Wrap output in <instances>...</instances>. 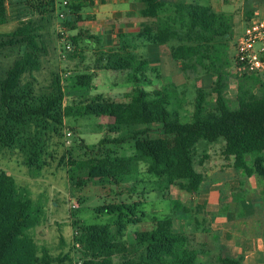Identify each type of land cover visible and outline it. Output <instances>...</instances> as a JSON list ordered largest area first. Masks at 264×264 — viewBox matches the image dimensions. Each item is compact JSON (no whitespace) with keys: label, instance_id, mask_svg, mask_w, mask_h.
<instances>
[{"label":"trees","instance_id":"trees-1","mask_svg":"<svg viewBox=\"0 0 264 264\" xmlns=\"http://www.w3.org/2000/svg\"><path fill=\"white\" fill-rule=\"evenodd\" d=\"M85 1L91 5L95 0ZM140 2L144 6L142 15L153 22L144 25L138 37L157 46L172 44L171 58L180 62L186 78L187 72L198 74L199 70L214 78L210 87L215 95L212 108H205L203 91L195 85L196 96L190 113L186 99L177 98L165 86L150 92L133 89L116 104L105 102L101 95L88 99L81 95L77 104H65L66 87L89 89L96 73L74 72L64 79L55 69L49 71V78L44 82L36 77L49 56V44L53 40L49 25L56 12V0H0V25L10 20L18 23L14 31L0 36V50L23 48L22 54L0 78V148L27 149L26 164L31 169H40L57 160L55 151L49 149L54 146V137L63 138L67 119L107 117L111 120L108 133L120 134V137L106 135L97 145L86 146L87 154L83 158L73 159L67 156V151L58 158L59 164L67 168L70 180L78 186L91 180L114 185L125 182L123 187L131 194L147 188L154 192L157 187L153 184L160 182L165 188L177 186L186 194H195L204 180L194 162L195 148L200 141L222 142L220 154L226 161L231 160L233 169L246 177L264 179V80L254 76L258 74L247 75L257 90L238 85L236 105L231 106L225 95V73L221 67L222 61L228 64L229 17L205 5L176 4L177 17L158 18V11L163 7L160 0ZM81 8L82 5L70 4L72 16L62 25L75 30ZM251 16L249 13L246 18ZM56 38L59 39L58 35ZM99 61H106L102 69L140 73L139 79L134 78L137 84L145 79L143 72L148 62L137 59L134 52L123 55L109 52ZM126 142L133 143L135 153L131 156H118L108 148ZM207 159L204 153L198 164L202 166ZM141 165H145L143 171ZM141 203L106 205L97 210L129 212L130 216L120 218L116 230H111L109 225L77 228L74 248L82 258L80 264H112L115 255L120 256V264H204L201 257H209L207 251H202L205 245L192 247L191 239L176 231L168 217L153 219V227L136 233L127 246L125 227L138 224L144 218V213L137 212ZM30 206L28 199L16 198L14 179L1 173L0 264H71L66 257L51 261L47 253L37 257L34 241L25 234L36 223L28 215ZM216 262L240 264V259L218 256Z\"/></svg>","mask_w":264,"mask_h":264},{"label":"rangeland","instance_id":"rangeland-1","mask_svg":"<svg viewBox=\"0 0 264 264\" xmlns=\"http://www.w3.org/2000/svg\"><path fill=\"white\" fill-rule=\"evenodd\" d=\"M61 2V0H56ZM70 4H74V0H69ZM182 2L177 5H187L192 3L197 6L207 5L208 0H179ZM222 5L230 3L231 12L239 16L244 3L253 0H219ZM57 10L50 21V34L53 40L49 44V56L43 63L42 71L36 73L39 81L44 82L49 78V71L58 69L59 74L67 79L74 72L88 74L95 72L96 75L92 80V86L89 89L76 87L73 90L66 87L65 101L67 105L77 104L81 95L85 98H92L94 95H101L103 100L111 101L114 104L122 101L126 94H130L133 89H143L150 92L154 88L167 87L173 91L177 98H185L188 112H192V104L196 96V89L199 87L203 91L206 100V109L210 110L214 103L215 95L211 92V83L214 78H209L204 71L194 74L187 72L186 78L183 72L179 71V64L170 57V48L172 44L165 46L152 45V43H139L138 37L134 36L129 39V44L136 47L137 59H145L149 64L143 72L145 79L140 83H135L134 78H140V73L132 70L116 72L113 70L102 69L106 61H99L102 57H106L108 51H102L106 44L104 43L108 29L101 28L94 34L91 26L93 21H85L86 15L93 13L91 7H83L80 11L82 23H77L75 30L67 29L69 38L67 42L71 45L72 51L69 52L65 59H61L59 52L63 48L62 39L56 38L57 26L61 22L57 17ZM167 15L163 12L161 16ZM91 17H89L90 19ZM87 23V25L85 24ZM153 22V21H152ZM152 22H147L151 25ZM18 23L10 20L0 25V36L6 35L14 31ZM90 26V27H89ZM89 27V29H88ZM96 30V29H95ZM56 31V32H55ZM102 34H105L102 36ZM133 35V34H132ZM55 36V37H54ZM129 38V37H128ZM74 39V42L71 41ZM235 38L231 35L227 39L228 45L227 57L228 64L221 63L222 71L225 73V95L229 99L231 106L236 105L235 97L238 85L250 87L256 91V85L253 80L247 79L246 75H239L234 64V42ZM112 43V42H111ZM152 46V47H151ZM22 47L4 48L0 50V78L5 76L6 71L12 66L14 61L22 54ZM104 53V54H102ZM141 57V58H140ZM226 62V61H225ZM100 68V69H99ZM264 80V73L254 75ZM146 80V81H145ZM46 84V83H44ZM64 84H67L64 80ZM172 86H174L172 88ZM125 98V97H124ZM111 120L107 117H83L70 118L65 121L62 129L63 138L61 140L53 138V144L49 151L54 150L57 160L40 169H31L26 164L27 149L22 150L18 147L0 148V174L4 173L11 176L15 182L16 198L28 199L31 206L28 215L36 220L34 226L25 230L27 237L31 238L37 248L36 255L41 258L43 253H47L51 261L58 258L66 257L71 264L82 263V258L74 248V236L77 234V228L82 226H101L109 225L111 230H116L120 222V218L125 219L130 216L129 212L122 210L108 213L106 211L98 212L97 210L106 205H121L142 203L138 206L137 212L144 213V218L138 224L126 225L124 231V241L127 246L134 240V235L142 231L149 230L153 227V219L171 218L176 231L182 232L181 227L187 225L189 221L183 218L179 211V204L183 202V197L188 195L177 186L165 188L164 185L157 182L156 191L150 188L137 190L131 194L124 189L123 182L119 185L99 183L97 181H89L77 185L76 181L70 180L67 174V168L59 164V157L64 151L68 152L67 156L75 158H83L87 154V147L97 145L99 140L104 136L120 137V134L108 133V124ZM70 133V136H67ZM84 146H81L82 142ZM56 143L63 144L57 145ZM222 142L216 144H207L200 141L195 148V168L204 174L205 177L211 175L215 169H226L221 167V163L226 161L220 154ZM108 148L115 150L118 156H131L135 153L133 143H123L118 145H109ZM208 156L202 166L198 164L203 154ZM141 171L145 169V165H141ZM147 179V178H146ZM156 189V188H155ZM224 200V199H222ZM185 204V203H184ZM76 205L77 210L72 209ZM215 213V211H213ZM226 209H222L221 213L225 214ZM204 214L195 217L200 226H205L207 221L214 215ZM138 216V214H137ZM240 224L247 222L243 215L237 216ZM249 219V218H247ZM184 220H187L185 222ZM194 219L191 218V223ZM185 230V229H184ZM193 240V239H192ZM191 240V241H192ZM192 247L199 248L195 241L191 242ZM207 251L209 257L203 255L201 259L204 264H218L216 258L218 256L211 255L207 247L202 248ZM201 259H199L201 261ZM202 262V261H201ZM112 264H120V256L115 255L112 258Z\"/></svg>","mask_w":264,"mask_h":264},{"label":"crops","instance_id":"crops-1","mask_svg":"<svg viewBox=\"0 0 264 264\" xmlns=\"http://www.w3.org/2000/svg\"><path fill=\"white\" fill-rule=\"evenodd\" d=\"M74 1V4L82 5V8H93L94 12L88 13L85 21H93L91 26L96 27L90 29L94 31V34L99 33L101 28L108 29L104 40L106 46L102 51L118 52L122 55L126 52H134L137 55L135 52L137 46L129 44V39L138 37L142 27L147 25V22L153 21L142 15L144 6L140 0H95L91 5H88L85 0ZM160 1L163 7L158 11V18L177 17L176 4L182 1ZM208 1L209 3L205 6L229 17L230 33L235 40L244 29L247 14L264 18V0L246 1L239 16L231 12L233 7L230 9V3L222 5L219 0ZM163 12L167 15L161 16ZM78 14L81 17L80 12ZM83 21L80 18L78 23ZM85 24L87 25L86 22ZM138 39L142 40L139 42L141 44L150 43L142 37ZM179 71L181 72L180 62ZM222 166L227 168L215 169L211 175L204 176L197 193L183 197V202L179 204V211L182 217L189 221L184 220L187 222L185 230L182 227L180 229L197 245H205L211 255L238 258L240 264H264V179L244 176L242 172L232 168L231 160L223 161ZM222 209H226L227 212L221 213ZM204 213L206 218L208 215L214 216L205 226H200L195 217ZM238 215H243L247 222L240 224ZM191 218L194 219L193 223Z\"/></svg>","mask_w":264,"mask_h":264},{"label":"built area","instance_id":"built-area-1","mask_svg":"<svg viewBox=\"0 0 264 264\" xmlns=\"http://www.w3.org/2000/svg\"><path fill=\"white\" fill-rule=\"evenodd\" d=\"M69 5V0L56 1L57 17L61 22L57 26V35L64 43L59 52L61 59H65L72 51L71 45L67 42L69 38L67 27L62 25L64 20L72 16ZM233 57L239 75L264 73V18L254 15L246 19L242 33L235 40ZM70 135L67 133V136ZM76 208V205L72 206V209Z\"/></svg>","mask_w":264,"mask_h":264}]
</instances>
